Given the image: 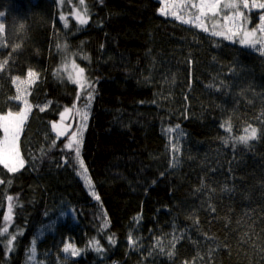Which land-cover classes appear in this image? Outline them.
Returning <instances> with one entry per match:
<instances>
[{
  "label": "trees",
  "instance_id": "trees-1",
  "mask_svg": "<svg viewBox=\"0 0 264 264\" xmlns=\"http://www.w3.org/2000/svg\"><path fill=\"white\" fill-rule=\"evenodd\" d=\"M85 7L89 22L80 25L74 13ZM161 8L159 0H0V60L11 55L0 114L23 107L11 99L12 78L39 73L21 86L32 105L20 138L25 165L16 173L0 165V229L16 235L11 251L0 237V264H30L33 239L41 264H264V56ZM244 11L249 29L264 14ZM73 61L95 88L81 155L97 201L65 147L78 123L65 137L51 127L85 102L67 78ZM249 125L258 138L236 142ZM93 239L102 251L88 247ZM65 243L81 255L64 254Z\"/></svg>",
  "mask_w": 264,
  "mask_h": 264
},
{
  "label": "snow or ice",
  "instance_id": "snow-or-ice-1",
  "mask_svg": "<svg viewBox=\"0 0 264 264\" xmlns=\"http://www.w3.org/2000/svg\"><path fill=\"white\" fill-rule=\"evenodd\" d=\"M61 4L64 3V0H59ZM80 5L85 4V0H78ZM252 8L264 9V0H180L179 5L173 4L171 11L169 12L167 0L165 7L160 9L161 14L172 15L175 19L180 20L183 23H196V26L202 27L204 31H209L208 27H204L205 21H211V34L213 36H223L225 39L233 40V38L239 35V43L250 49H254L264 56V14L258 16V23L253 26L251 29L246 27L247 24L251 23L248 15L245 14L244 10L250 11ZM178 9L179 14H178ZM195 9V13L191 10ZM243 9V10H242ZM185 14H188V18L185 19ZM3 13H0L2 16ZM75 20L80 25H86L89 22L88 10L85 7L83 11H75L74 13ZM60 19L65 21V26H67V18L61 15ZM221 20L223 23H221ZM23 28V25H21ZM5 34V24L0 23V47H7V42L4 39ZM19 48V45L13 47V51ZM58 48L66 49L67 45H58ZM11 59L9 54L8 59L0 60V72H4L8 60ZM88 59V57H84ZM63 71H67V65L63 66ZM61 69L57 70V75L59 76ZM73 84L78 85L82 91H85V102L79 108L73 104L72 107H66L63 112L59 114L60 121L63 122L69 114L75 113V116L79 117L78 126L75 132L72 133L69 142L65 147L72 149L74 151V160L79 166V175L84 179L85 183L88 185L89 191L95 197L96 200H99L100 197L94 190V186L90 177L88 176V170L84 165V162L81 158V146L83 133L86 131L87 122L89 119V113L91 109V101L93 99V93L95 91L94 84L88 80L85 75V69L80 67L74 61L72 62V72L68 74L67 77ZM13 84L16 85L17 95L11 99L21 101L23 107L16 112L8 110L5 114H0V131L3 135L0 137V165L3 166L9 173H16L21 168L24 167L25 161L21 157V152L19 148V138L23 129V126L28 119L29 114L32 111V105L29 101L22 96L21 86L30 85L34 83L35 80L39 79V73L34 72L29 69L26 74V79L22 80L19 76L13 77ZM79 100V96L77 97ZM40 111H44V107L39 108ZM74 118V117H73ZM226 130L228 132L232 131V125L230 121L225 122ZM225 125H222L224 127ZM52 129L56 131L57 136L67 135L66 128L67 125L62 126L61 123L53 122L51 125ZM180 129L179 125L176 127L168 129L169 133L176 132ZM246 135H240L235 137V141L248 145L250 140H256L258 138V130L255 127L249 125L243 130ZM182 134V133H181ZM228 143L226 138L224 141ZM174 151H179V148L176 144L172 145ZM4 181L0 180V184H3ZM227 190V189H225ZM7 215L3 216V220L6 224L10 223L12 220L13 212V197L11 195L7 196ZM214 210V209H213ZM107 226V221L105 220V227ZM8 235L9 239L7 241L8 251L12 250V244L16 240V235L9 232L7 226L0 229V237ZM178 238L174 237L173 241L170 242L172 250L167 253L169 257L173 256L175 253V243ZM110 244H115L116 241L112 237H108ZM129 242L135 244L131 235H129ZM32 247L29 252V261L34 262V264H41L40 261L36 259L37 249H36V240H32ZM159 245V241H157ZM88 247L94 249L97 252L102 251L98 240H90L88 242ZM163 251V247L160 249ZM63 253L67 254L69 257H78L81 255L82 249L78 248L74 243H65L62 248Z\"/></svg>",
  "mask_w": 264,
  "mask_h": 264
},
{
  "label": "rangeland",
  "instance_id": "rangeland-1",
  "mask_svg": "<svg viewBox=\"0 0 264 264\" xmlns=\"http://www.w3.org/2000/svg\"><path fill=\"white\" fill-rule=\"evenodd\" d=\"M160 2H161V4H162V7H165V3H166V0H159ZM179 3H180V0H167V4H168V11L170 12L171 11V8H172V6H173V4H177V5H179ZM243 10V9H242ZM179 9H178V14H179ZM193 13H195V9H192L191 10ZM170 16V15H169ZM188 18V14H185V19H187ZM177 20V22H179V23H182L183 25H186V26H188V27H193V28H195V29H197V30H199V31H202V32H204V30H203V28L202 27H198V26H196V23L195 22H193V23H183V22H181L180 20H178V19H176ZM211 21H205L204 22V27H208L209 28V31L208 32H212V28H211ZM221 23H223V21L221 20ZM246 27H248V26H246ZM219 37H223V36H219ZM230 41H232V42H235V41H237V43H239L238 41H239V35H237V36H235L234 38H233V40H230ZM240 44V43H239ZM241 45V44H240ZM24 94H22V96H23ZM91 110V109H90ZM73 115H75V113H73ZM89 115H90V113H89ZM29 116H30V114H29ZM29 116H28V118H29ZM76 119H77V122H76ZM28 120V119H27ZM27 120H26V122H27ZM78 121H79V117L78 116H76L75 118H72V119H69V123H66V122H61V121H59V122H57V123H61L62 124V126H64V125H67L68 127L66 128V132H67V134H69L70 132H71V130H72V128L74 127V124H76V123H78ZM88 121H89V119H88ZM26 122H25V124H26ZM25 124H24V126H23V129H22V132H21V135H22V133H23V130H24V128H25ZM87 124H88V122H87ZM76 130V129H75ZM75 130L73 131V132H75ZM54 132H55V134H56V131L54 130ZM85 132V131H84ZM2 135H3V133L1 134V137H2ZM21 135H20V138H21ZM66 135H64V136H59V137H65ZM20 138H19V148H20ZM83 138H84V133H83ZM82 142H83V139H82ZM82 147V146H81ZM21 152V151H20ZM22 157V156H21ZM69 158L71 159V161H73V162H75V160H74V151L73 152H71L70 154H69ZM81 158H82V155H81ZM23 159V158H22ZM83 160V159H82ZM76 163V162H75ZM85 165V164H84ZM79 167V166H78ZM22 169V168H21ZM79 171H80V169H79ZM88 176H89V173H88ZM81 177V176H80ZM90 177V176H89ZM81 179L83 180V182L85 183V181H84V179L81 177ZM91 179V178H90ZM85 185L88 187V185L85 183ZM94 199H95V197H94ZM96 200V199H95ZM97 201V200H96ZM71 216L73 217V218H75V220H76V214H75V212L74 211H71ZM65 218H66V216H65ZM63 246H64V244L61 246V250H62V248H63ZM32 247V246H31ZM65 254V253H64ZM67 255V254H66ZM36 259H37V257H36ZM32 264H34V262H32V261H30Z\"/></svg>",
  "mask_w": 264,
  "mask_h": 264
},
{
  "label": "bare ground",
  "instance_id": "bare-ground-1",
  "mask_svg": "<svg viewBox=\"0 0 264 264\" xmlns=\"http://www.w3.org/2000/svg\"><path fill=\"white\" fill-rule=\"evenodd\" d=\"M209 33H211V32H209ZM30 264H32V263L30 262Z\"/></svg>",
  "mask_w": 264,
  "mask_h": 264
}]
</instances>
